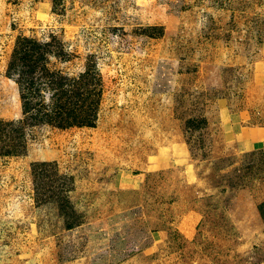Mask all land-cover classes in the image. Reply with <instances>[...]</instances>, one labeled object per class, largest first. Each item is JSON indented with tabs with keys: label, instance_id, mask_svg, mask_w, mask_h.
Wrapping results in <instances>:
<instances>
[{
	"label": "rangeland",
	"instance_id": "374dc122",
	"mask_svg": "<svg viewBox=\"0 0 264 264\" xmlns=\"http://www.w3.org/2000/svg\"><path fill=\"white\" fill-rule=\"evenodd\" d=\"M20 37H54L53 69L98 85L94 125L24 124ZM251 125L264 0H0V152L24 146L0 153V264H264Z\"/></svg>",
	"mask_w": 264,
	"mask_h": 264
},
{
	"label": "trees",
	"instance_id": "16d2710c",
	"mask_svg": "<svg viewBox=\"0 0 264 264\" xmlns=\"http://www.w3.org/2000/svg\"><path fill=\"white\" fill-rule=\"evenodd\" d=\"M52 39L41 43L29 37H20L8 65V74L15 78L23 92L24 124L30 126L48 122L60 127L94 125L101 89L94 84L90 86L92 88L89 92L83 90L76 83L83 81L87 75L70 78L53 69L49 56L64 59L67 54L61 45L54 43L55 38ZM84 83L87 84V81ZM46 92H50L49 99ZM13 130L18 133L15 138L25 137L26 129L23 125ZM17 147L24 146L13 144V148L0 153H20Z\"/></svg>",
	"mask_w": 264,
	"mask_h": 264
},
{
	"label": "crops",
	"instance_id": "0c3cea01",
	"mask_svg": "<svg viewBox=\"0 0 264 264\" xmlns=\"http://www.w3.org/2000/svg\"><path fill=\"white\" fill-rule=\"evenodd\" d=\"M241 138L245 148H254L264 139V127L257 125L245 126Z\"/></svg>",
	"mask_w": 264,
	"mask_h": 264
}]
</instances>
